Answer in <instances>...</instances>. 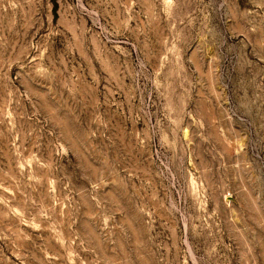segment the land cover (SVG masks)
<instances>
[{
    "label": "rangeland",
    "instance_id": "rangeland-1",
    "mask_svg": "<svg viewBox=\"0 0 264 264\" xmlns=\"http://www.w3.org/2000/svg\"><path fill=\"white\" fill-rule=\"evenodd\" d=\"M0 264H264V0H0Z\"/></svg>",
    "mask_w": 264,
    "mask_h": 264
}]
</instances>
